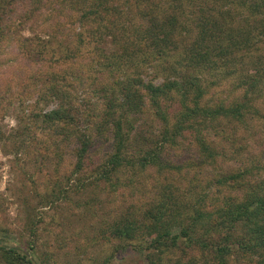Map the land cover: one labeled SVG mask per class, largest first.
<instances>
[{"label":"rangeland","instance_id":"1","mask_svg":"<svg viewBox=\"0 0 264 264\" xmlns=\"http://www.w3.org/2000/svg\"><path fill=\"white\" fill-rule=\"evenodd\" d=\"M77 9L74 0H11L5 12L1 13L8 32L0 41V242L29 253L35 264H147L144 249L126 247L125 242L116 237L109 240L101 230L123 212H132L135 208L136 215L153 206L158 196L166 191L163 178L155 168L140 172L127 167L114 172L110 181L104 179L97 183L96 178L102 173L101 164L110 151L111 140L107 123L99 125L94 121L102 118L104 103L113 95L114 88L120 86L114 83L125 81L130 75H140L144 81L159 84L167 71L158 74L157 70L151 69L155 63L151 59L148 64H124L117 55L119 36L115 39L111 33H104L102 40L97 35L89 37L91 34H86L81 27ZM114 19L111 18L112 21ZM134 21L139 22L138 19ZM245 23L248 24H243L242 29H251L247 37L251 39L252 35H256L257 46H264L261 42L263 36L259 35L260 24H255L251 18ZM57 30L58 36L63 38L60 50H66L65 47H70L67 45L72 42L76 50L81 49L80 54L83 55L78 59L81 64L74 68L89 65L93 71L87 81H81V75L70 78L65 87L59 83L56 84L59 88L55 86L50 90L59 98L61 90L84 95L82 85L88 83L90 92L96 90L92 96L86 97L87 100L84 96L80 101L78 99L83 116L76 129L86 130L89 136L100 142L91 146L83 157L82 173L75 167V142L73 144L70 138L60 142L57 140L59 131L54 132V129L45 126L41 117H34V114H44L57 106L56 101L48 105L46 95L39 99L37 92L41 83H30L27 79L32 60L36 58L26 55L25 50H31L29 46L34 43L30 42V38L53 35ZM123 30L120 29L126 33ZM81 32L88 36L82 42L77 35ZM20 40L24 46L18 48ZM91 49L108 56L105 65L100 64L99 57L94 58L88 53ZM260 52L246 60L243 66L238 65L240 62L237 60L236 65H202L194 70L207 85L203 105L243 104L242 115L237 121L220 120L198 126L200 137L206 136L214 141L213 160H207L203 152L201 154L189 133L180 135L175 143L165 148L163 161L180 165L176 174L170 175L172 180L169 179V193L173 194L166 200L169 206H173L169 215L173 214L177 204L186 210L184 201L196 196L198 200L201 193L206 195L205 202L212 204H218L223 196L241 201L247 190L264 195V72L253 82L245 77L257 66V56H263L264 64V52ZM49 65L52 64L49 62ZM55 67L52 70L56 72L61 69L58 64ZM67 68L73 67L69 64ZM243 68L248 69L245 74L240 71ZM96 70H99L98 74L94 72ZM138 94L146 95L142 90ZM113 96L119 98L117 103L122 102L118 94ZM177 100L179 97L174 95L169 102L172 104ZM139 101L133 102L134 106L146 108L132 115L136 145H131L130 152L134 155V163L139 161L138 156L144 151L142 148L156 145L160 129L153 110L145 106L149 97L145 98L143 105ZM252 105L259 108V113H255ZM129 112L131 115L132 112ZM46 157L50 159L48 162H45ZM58 158L64 160L59 170L55 166ZM188 163L193 167L191 170ZM81 175H86L84 177L90 185L80 187L75 178ZM192 177L196 179L195 185H192ZM197 227L194 236L207 239L204 228H200V224ZM173 232H178V228H174ZM259 234L261 231L256 235ZM210 236L212 244H215L219 238L218 228L215 232L212 230ZM191 244L194 245L181 237L176 246L166 251L165 264H176L177 261L178 264H219L212 246L199 249ZM230 259V264H264V249L245 253L234 251Z\"/></svg>","mask_w":264,"mask_h":264},{"label":"trees","instance_id":"2","mask_svg":"<svg viewBox=\"0 0 264 264\" xmlns=\"http://www.w3.org/2000/svg\"><path fill=\"white\" fill-rule=\"evenodd\" d=\"M10 1L0 0V41L8 32L3 24L6 20H3L1 13L5 12L4 9ZM74 2L78 5L81 27L86 34H91L89 37L97 35L98 39L102 40L104 33H111L115 39L119 36L117 55L124 64L128 66L148 64L147 61L151 59L155 61L151 69L157 70L158 74L160 71H167L166 77L159 84L144 81L140 75H130L125 81L114 83L120 86L114 88L113 95L118 94L122 102L117 103L119 98L110 96L104 103L102 118L94 121L99 125L107 123L111 140L110 151L101 164L102 173L96 178L97 183L104 179L110 181L112 174L119 168L131 167L140 172L155 168L160 172L166 190L158 196V201L143 213L135 215V208L132 212H123L112 223L108 222L101 231L109 240L116 237L125 242L126 247L144 249L147 264H165L166 251L176 246L181 237L197 245L199 249L212 246L219 264H230L234 251L241 250L245 253L264 249V195L260 196L255 190H247L245 198L241 201L223 196L218 204H212L205 202L206 195L201 193L198 200L196 196L194 199L184 201L186 210L177 204L173 214L169 215L173 208L166 201L173 196L169 193L172 180L170 175L176 174L180 165L172 162L166 164L162 158L166 147L175 143L180 135L189 133L198 144L201 154L203 152L207 160H213L214 141L206 136L200 137L198 126L202 127L203 124L208 125L220 120L237 121L242 115L243 104L203 105L202 99L204 91H207L205 88L207 85L194 70L197 71L202 65L207 67L236 65L237 60L240 62L238 65L243 66L244 62L257 55V52H264V46H257L259 42L255 41L256 35H252L251 39L247 37L251 29H242L243 24H248L245 21L249 18L255 24H260V34L257 32V35L263 36L261 42L264 44V26L262 27L264 0H74ZM111 18L115 19L112 21ZM135 19L139 22H135ZM121 28H124L123 31L126 33H122ZM56 33L30 38V42L34 43L29 46L31 50H25L27 56L36 57L32 60V68L27 79L30 83H41L37 97L40 99L46 95L45 101L48 105L55 101L57 103L51 110L40 115L34 114V117H41L45 126L54 129V132L59 131L60 136H57L59 138L57 140L60 142L70 138L73 144L74 142L77 144L73 145V157L77 160L76 169L82 173L83 157L85 158L87 152L91 150V146H97L100 142L89 136L86 130L76 129L83 116L79 101L83 96L87 100L86 97L92 96L96 90L90 92L88 83L82 85L81 92L83 91L84 95L64 93L61 90L60 98L50 90L52 91L55 86L59 88L56 85L59 83H63L62 87H65L70 78L81 75L83 76L81 81H87L93 71L89 65L74 68L78 63L81 64L78 62L83 55L80 54L81 49L76 50L72 42L71 45H67L70 47H65L66 50H60L63 38L58 36V30ZM77 35L81 42L88 37L82 32ZM20 46H24L22 40L18 43V48ZM88 53L94 58L99 57L101 65L106 64L105 59L108 56L104 53H97V49H91ZM262 57L261 55L256 57L257 66L250 70L249 74L253 73L250 76L244 73L248 69H240L252 82L264 72ZM49 62L52 65H49ZM57 64L61 69L56 72L52 69H56ZM69 64L73 68H67ZM94 72L97 73L99 70ZM140 90L145 91L146 95L138 94ZM174 95L178 96L179 100L171 104L169 101L173 100ZM146 97H149V103L147 102L145 106L153 110L160 129L156 145L153 148L148 146L142 148L144 151L138 156L139 161L134 163V155L130 152L131 145H136L133 141L135 138L133 133H136V130L132 115H137L146 107L134 106L133 102L141 100L139 102L143 105ZM254 99L255 97L252 100ZM252 108L255 113H259L258 107L252 105ZM129 111L132 112L131 115ZM48 160L50 159L46 157L45 162ZM63 161V158L57 159L55 166L58 170L62 168ZM188 165L191 170L193 167L191 168L190 163ZM84 176L86 175L75 178L81 188L90 185ZM72 178L73 176L67 183H70ZM191 180L192 185H195V177ZM191 180H188L189 184ZM199 224L202 226L200 228L205 229L203 232L207 239L194 236L197 234ZM176 227L178 232L174 233ZM217 228L219 238L212 244L211 231L215 232ZM260 231L261 234L256 235ZM194 245L191 244L192 247ZM0 261L2 264H35L29 253L22 252L16 247H7L1 242Z\"/></svg>","mask_w":264,"mask_h":264}]
</instances>
